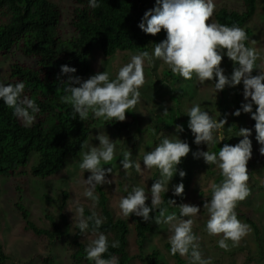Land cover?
Here are the masks:
<instances>
[{"label":"clouds","instance_id":"1","mask_svg":"<svg viewBox=\"0 0 264 264\" xmlns=\"http://www.w3.org/2000/svg\"><path fill=\"white\" fill-rule=\"evenodd\" d=\"M156 4L154 8L145 11L138 25L144 33L153 36L162 29L166 32V38L154 44L151 52L142 51L132 55L130 61L120 67L115 78H111L108 71H101L86 80L68 75L66 80L60 81L64 92L60 99L71 105L72 118L78 117L79 120L86 121L91 115L94 119L104 121L128 119L126 112H132L130 110L135 109L140 102V89L146 83L145 64L151 67L156 60H160L173 74L185 80L195 77L201 84L214 81L215 94L226 86L235 87L242 83L244 102L232 115L239 116L241 111L251 114L255 121V139L261 145L260 152L264 154V67L258 64L260 54L254 48L246 46V31L238 25L227 26L211 22L210 18L215 11L214 0H156ZM100 5L101 0H88L89 8L96 9ZM224 56L236 65L230 76L225 75L220 66ZM256 69L259 71L253 75ZM60 72L71 74L75 73L76 69L65 64L61 65ZM25 87L24 81L14 84L0 82V100L13 110V114L22 120L25 126H30L35 121L36 114L40 112V107L34 99L24 95ZM164 112H167V109ZM184 114L189 117L187 126L194 134L195 144L203 142L206 146L215 145L223 139L214 133L224 128L226 119H214L200 104H194ZM110 128L115 129L112 126ZM175 128L177 132L184 131L183 125L177 124ZM251 132V129L240 128L236 135L243 139L235 145L224 144L218 152L193 153L195 157H202L207 165L218 167L223 177L219 183L212 182L209 185L211 199L206 200L203 207L209 216L205 230L210 236L222 234L218 246L225 251L229 250V241L231 246L235 247L251 230L249 225L237 218L235 211L237 203L249 195L246 166L252 154V142L249 139ZM174 136L173 139L165 136L152 151L143 155V168L157 169L159 178L147 191L143 186L132 185L130 190L129 186H125L126 195L121 197L118 205L120 214L126 219L135 215L145 222L154 221L157 225H167L172 233L169 239L172 255L190 256L189 264H212L211 259L202 257L199 251L200 238L193 231V218L200 212V207L181 203L178 205L179 215L169 212L168 207H161L174 174L178 172L181 178L186 175L183 170H178L177 165L180 164L181 158L190 152V146L178 136ZM96 139L99 141L98 145H81L87 150L81 153L78 164L83 174L80 181L84 187L83 196L92 201L91 214L85 216V206L80 201H74L69 210L75 217L74 227L78 228L80 233L89 230L90 222L96 232L95 238L85 247V258L94 264H119L115 256L104 258L109 248H118L120 242L110 241L105 233L98 231L104 223V218L94 210L99 202L97 187L112 183L107 176L112 173V168H105L104 165H109L114 160L116 144L107 134H98ZM122 155L123 159L119 163L126 173L129 169H135L138 174L143 171L141 163L132 160L130 150L124 151ZM85 171L90 173L86 179ZM183 192L182 182L174 186V195L181 196ZM149 196L150 205L146 204ZM168 203L176 205L172 199H168ZM157 210L158 216L150 215Z\"/></svg>","mask_w":264,"mask_h":264},{"label":"rangeland","instance_id":"2","mask_svg":"<svg viewBox=\"0 0 264 264\" xmlns=\"http://www.w3.org/2000/svg\"><path fill=\"white\" fill-rule=\"evenodd\" d=\"M50 1L58 4L62 10V19L58 22L57 33L62 37L72 36L73 31L67 24L68 5L71 0ZM256 2V11L246 26L252 29L248 42L260 54L258 64L264 67V24L262 23L261 1L257 0ZM214 3L215 10L221 6L237 9L241 7L242 0H214ZM155 6H157L156 0H149L144 13ZM214 13L210 18L211 22H215ZM208 22L210 21H206V23ZM161 32L165 35L162 39L164 40L166 32L163 29ZM138 53L139 51H123L116 52L109 57L103 55L98 48H93L89 56L92 72L80 78L86 80L101 71H108L111 78H115L120 67L128 63L132 55ZM13 61L30 66H34L37 62L34 57L25 56L14 48L6 54H0L1 82L6 81L10 64ZM220 66L224 69V74L230 76L236 65L227 56H224ZM162 69H165L168 75H163ZM144 71L146 83L140 89V102L135 109L130 110L132 112H126L128 119H125L130 120V116H133L137 120L135 125L116 130L110 128L109 121L97 119L94 133L91 134L87 142L89 147L98 145L99 141L96 136L107 134L116 144L114 160L109 165H104L105 168H112V173L107 174L112 183L101 185L107 196L108 209L114 218H123L118 205L121 197L126 195L124 187L129 186L130 190L132 185L143 186L146 191L151 188L160 174L155 168L150 170L143 168L142 157L146 152L152 151L165 136L173 139L176 135L189 144L190 152L186 157L181 158L180 164L177 165L178 170H183L186 175L181 178L177 172L169 182L168 192L173 195V200L176 203V205H171L169 212H176L179 215L178 205L181 203L200 207V212L193 218V231L200 238L199 251L202 257L211 259L212 264H264V154L260 152L261 145L255 139L256 134L252 131L249 137L252 142V154L246 166L249 175L247 181L249 195L243 201H239L235 208L237 218L242 223L249 225L251 230L237 246L232 247L231 241H229V250L225 251L218 246L222 234L218 236L207 234L205 225L209 216L203 207L204 202L211 199L209 185L212 182L219 183L223 177L220 175L218 167L207 165L202 157L193 155L198 151L214 152L212 149L214 145L206 146L203 142L199 145L194 143V134L187 126L189 117L184 114L194 104H200L202 109L208 111L214 119H226L224 128L218 130L214 135L222 136L221 141L225 140L224 137L227 140L217 144L216 148L219 151L224 144L235 145L243 139L236 135L238 130L240 128L251 129L247 113L241 111L239 116L232 115L244 102L242 83L235 87L226 86L224 90L215 94V89L210 81L201 84L195 77L192 80H185L179 75L173 74L160 60H156L151 67L146 63ZM258 71L256 69V73ZM165 109L167 112H164ZM177 124L183 125V132H177L175 128ZM86 150L84 148L77 157H69L60 171L47 178H38L29 173L30 165L36 159L35 154H32L29 162L25 166L19 167L13 176H0V251L7 256L6 259L0 261V264H42V259L46 256H50L52 260L50 264H77L69 257L72 246L68 243V239L49 240L44 235H36L31 231L24 230L23 221L15 212L14 202L21 196L30 211L31 219L39 227H48L49 221L45 215H55L56 199L65 190L68 193V198L63 212L67 215L71 229L75 231V217L69 210L73 207V202L80 201L88 210L92 205V201L83 196L84 187L80 183L83 174L78 167L81 153ZM128 150L131 151L132 160L141 163L143 169L141 173L138 174L135 169H129L126 173L120 165L119 161L123 159L122 153ZM89 174L85 171L84 178L86 179ZM181 182L184 185V192L181 196H176L173 193V188ZM44 196H47L48 199ZM150 203L149 196L146 204L150 205ZM94 210L100 214L97 205ZM240 213L252 220L253 226H256L258 232ZM127 219L130 226L127 235V249L132 257L127 264H148V254L153 250L157 251L159 261L157 264H175V260L166 246L167 243L170 244L169 239L172 234L167 225H157L154 222L153 229L147 234L143 253L139 255L133 222L130 218ZM95 236L96 232H87L83 235V239L90 241ZM180 257L186 261V264H189L190 256Z\"/></svg>","mask_w":264,"mask_h":264},{"label":"trees","instance_id":"3","mask_svg":"<svg viewBox=\"0 0 264 264\" xmlns=\"http://www.w3.org/2000/svg\"><path fill=\"white\" fill-rule=\"evenodd\" d=\"M148 1L101 0L100 7L92 9L88 6V0H71L68 5L67 24L73 34L62 37L57 33L58 22L62 19V10L58 4L50 0H0V54H6L14 48L37 61L34 66L13 61L4 83L24 81V95L34 99L40 107L35 121L30 126H25L24 122L13 114V110L0 100V176H13L16 170L25 166L32 154H35L36 159L30 165L29 173L38 178H47L60 171L69 157H77L80 154L84 149L81 145L86 144L94 133L97 119L91 115L86 121H81L78 117L72 118L71 105L60 99L64 95L60 81L66 80L68 75H89L92 71L89 56L93 48H98L103 55L110 57L116 52L150 51L154 44L162 41L164 33L153 36L138 27ZM256 1L242 0L241 7L237 9L219 7L214 13L215 23L238 25L246 31L249 40L252 29L247 27L246 23L256 11ZM260 1L264 24V0ZM248 40L245 42L246 46L252 48ZM65 64L74 67L76 72L61 74L60 67ZM161 71L163 75H168L165 69ZM252 74L256 75V70ZM210 82L214 87L215 82ZM255 107L254 105L253 111ZM247 115L251 130L256 134L255 121L251 114ZM136 121V118L131 116L130 120H110L108 125L115 129H126L134 126ZM224 139L226 142L227 138ZM216 146L217 144L212 146L214 152H218ZM96 195L99 197L96 204L100 211L98 215L104 218V223L98 231L105 233L110 241L120 242L118 248L110 247L104 258L115 256L119 264H127L132 259L127 249L130 227L128 219L113 217L107 207V196L101 185L97 187ZM44 197L48 199L47 196ZM67 198L68 193L63 190L61 196L56 199L55 215H45L49 221L48 227H39L31 219L30 211L21 196L14 202V209L23 221L24 230L44 235L49 240L68 239L72 246L69 257L75 263L94 264L85 258V247L89 241L83 239L85 233L94 232L93 224L90 222L89 230L85 233H80L78 228L73 231L67 215L63 212ZM168 199L173 200V195L167 191L161 207H168L170 210ZM90 214V210L85 208V216ZM150 215L158 216L159 211ZM240 215L244 216L242 213ZM129 218L133 222L139 255H142L147 234L153 229L154 221L145 222L135 215H130ZM244 219L258 232L250 218L244 216ZM166 246L175 264H186L179 254H171L170 244L167 243ZM6 258L0 251V261ZM147 258L148 264L159 263L156 250L148 254ZM51 261L50 256H46L43 257L42 264H50Z\"/></svg>","mask_w":264,"mask_h":264}]
</instances>
